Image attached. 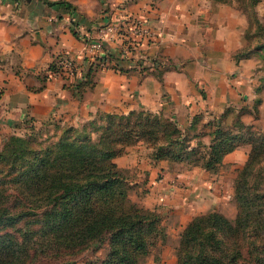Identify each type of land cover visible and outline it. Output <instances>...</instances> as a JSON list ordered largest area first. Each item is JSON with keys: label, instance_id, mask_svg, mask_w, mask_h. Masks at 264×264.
Listing matches in <instances>:
<instances>
[{"label": "trees", "instance_id": "1", "mask_svg": "<svg viewBox=\"0 0 264 264\" xmlns=\"http://www.w3.org/2000/svg\"><path fill=\"white\" fill-rule=\"evenodd\" d=\"M248 17L251 25L250 9ZM249 54L242 49L235 57ZM64 56L57 54L39 79L60 75L80 95L104 60L116 58L111 51L86 55L82 75L71 78ZM257 89L264 92V84ZM228 108L201 122L210 126L207 143L200 140L204 130L192 131L201 113L182 128L170 115L144 108L99 112L81 125L56 123L45 135L33 129L7 136L0 147V264H76L81 251L102 241L108 249L95 264H140L165 231L160 212L129 197L132 184L114 161L137 143L149 146L154 161L198 164L209 172L247 144L233 182L235 216L217 209L194 214L180 230L176 264H264V129L239 117L223 125Z\"/></svg>", "mask_w": 264, "mask_h": 264}, {"label": "crops", "instance_id": "2", "mask_svg": "<svg viewBox=\"0 0 264 264\" xmlns=\"http://www.w3.org/2000/svg\"><path fill=\"white\" fill-rule=\"evenodd\" d=\"M67 1L71 7L58 0H0V125L27 118L51 125H81L99 112L144 108L170 115L185 128L194 115L201 113L205 120L237 106L236 110L245 107L240 116L244 123L264 129V92L256 102L257 88L264 80V69H255L261 65V56L235 57L245 46L251 25L234 1ZM259 9L263 22L264 5ZM130 15L142 18L156 31L141 46L148 62L135 65L125 59L119 61L123 69L99 68L81 95L60 75L40 81L39 74L59 53H68L84 67V56L89 55L84 37H94L97 27L108 20ZM113 44L104 41L105 46ZM154 61L159 62L157 67ZM38 85V89L31 88ZM140 145H127L114 161L123 172L136 171L146 177L141 183L126 175L131 184L137 182L134 191L141 205L161 213L162 224L168 213L179 220L180 229L194 214L215 209L216 183L208 177L213 172L173 174L164 168V160L154 161L147 151L137 152ZM236 149L226 153L222 163L236 161ZM175 174L187 187L178 185L169 191L168 181Z\"/></svg>", "mask_w": 264, "mask_h": 264}, {"label": "rangeland", "instance_id": "3", "mask_svg": "<svg viewBox=\"0 0 264 264\" xmlns=\"http://www.w3.org/2000/svg\"><path fill=\"white\" fill-rule=\"evenodd\" d=\"M234 1L236 6L242 11L245 12V15L249 21L248 17V10H251L252 15V22H251V35L247 38L246 44L242 49H249L250 54L257 53L261 56V65H257L255 67L256 70H263L264 69V12L261 15V18L263 22L261 23L262 27H258L260 24L259 19V5H264V0H230ZM251 4V6H250ZM245 10V11H244ZM239 50V51H240ZM13 66V65H12ZM14 68V67H13ZM264 84V80L261 85ZM260 93V97L256 98V102L261 101L263 98V90L258 89ZM2 93V90H0V95ZM259 100V101H258ZM233 109L232 106H229L228 112L225 114V116L222 117V124L223 125H230L234 120H236L238 117L240 119V116L242 114V108L245 109V107L240 108V110ZM221 113V112H220ZM220 113H215L213 115L218 116ZM26 115V114H25ZM13 117H11L12 119ZM209 118V117H208ZM205 120H202L200 122H197L196 127L192 129V131H200V129L204 130V134L200 140L204 143H207L209 140V135L206 133L209 131L210 126H205L204 128L201 127V122H205ZM241 122H243L240 119ZM86 122V121H85ZM24 123V124H23ZM26 123V124H25ZM244 123V122H243ZM75 125V124H72ZM79 125V124H78ZM51 124L48 123H37L33 122L32 119L27 118L22 121V123H17L14 120H11V122H6L5 124L1 122L0 125V147L7 136L11 134H23L25 132L31 131L33 129H39L43 135H45V132H50ZM4 128V129H3ZM49 128V129H47ZM258 128V127H256ZM261 129V128H260ZM191 131V132H192ZM142 145L137 146L136 151L141 152L143 154L145 151L149 152V146L146 144L141 143ZM244 146H247V144H241L237 147L235 154L236 161H226L219 165L217 171L210 173L208 177L211 178V181L215 184V191L218 193L217 197L218 199L213 201L214 208L224 213L226 216L233 218L236 213V202L233 196V182L236 174L238 173V170L242 167L243 163H241L240 159L244 158V161L247 157V152L244 150ZM248 151V150H247ZM164 168L166 170L174 173L177 172H184L189 171L190 173H194L195 175L199 176L204 169L201 168L198 164L190 165L186 162H175V161H166L163 162ZM206 171V170H205ZM128 177L136 178L138 179V182L143 183L144 180H146V177L144 175H137L136 171L131 174L129 171L124 172ZM216 173V174H214ZM214 174V175H213ZM179 175V174H178ZM193 175L192 178H196V176ZM202 175H207L206 172H202ZM213 175V176H212ZM176 174L172 177L170 181H168V188L169 191H174L176 186H180L183 188H186V183L182 180L176 179ZM207 177V178H208ZM190 178V177H189ZM137 182H134L132 184L131 189L129 190V197L138 202V197L136 196V192L134 191V186ZM190 186V185H189ZM158 201H162L164 198L163 196L159 195L157 196ZM160 197V198H159ZM163 197V198H161ZM209 203V202H208ZM209 206L207 204L205 207ZM204 212V211H203ZM165 222L163 223V228L165 231V234L162 238L158 240V242L150 249L149 253L146 256H143L140 260V264H176V250L179 243V234L180 230L183 228L181 227L179 229L178 227V221L175 220L174 217L172 218L171 215L164 214ZM108 246L106 241H102L98 246L96 244H91L89 247H87L85 250L81 251L77 255L76 264H95V261L100 259L105 252L107 251Z\"/></svg>", "mask_w": 264, "mask_h": 264}, {"label": "built area", "instance_id": "4", "mask_svg": "<svg viewBox=\"0 0 264 264\" xmlns=\"http://www.w3.org/2000/svg\"><path fill=\"white\" fill-rule=\"evenodd\" d=\"M156 36L153 27L142 18L130 15L124 19L108 20L97 27L94 37L83 36L87 42L89 55L102 54L106 51L114 53L116 58L104 60L105 67L114 68L120 65V60H130L135 65H143L148 62V58L141 51L144 42L152 40ZM104 41H110L113 46H105ZM125 42V43H124ZM62 64L67 68V73L73 78L80 77L83 73L77 62L68 53H64ZM152 63V62H151Z\"/></svg>", "mask_w": 264, "mask_h": 264}]
</instances>
